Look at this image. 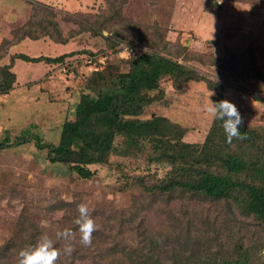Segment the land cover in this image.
<instances>
[{"label":"trees","instance_id":"trees-1","mask_svg":"<svg viewBox=\"0 0 264 264\" xmlns=\"http://www.w3.org/2000/svg\"><path fill=\"white\" fill-rule=\"evenodd\" d=\"M126 2L104 0L106 10L75 22L91 37L108 31L111 35L108 42L113 48L126 43L149 47L152 52L123 61V68L107 65L98 51L57 58L16 54L8 64H0V96L8 95L17 85V74L13 71L16 60L58 67L72 58L104 59L103 64L95 61L99 70L86 76V94L81 92L74 116L64 123L60 142L44 144L36 138L40 150L47 151L51 164L67 165L84 180L94 177L91 166L107 165L114 156L142 157L149 164L170 169L156 184L146 185L143 179H138L144 189L139 196L142 200L138 207V201L134 200L128 215L112 207H102L93 213L98 230L90 247L79 241L74 223L79 214L77 208H72L73 203L54 205L53 213L62 216L52 220L49 228L38 226L29 216L8 219L7 239L0 240V264H18L19 252L34 247L43 235H48L62 249L64 242L56 240L55 234L64 229L76 233L72 242L74 251L70 256L62 255L58 264H264L256 259L253 246L263 243L258 240L261 237L256 230H264V127H252L243 120L240 131L246 132L247 138L233 139L229 144L223 122L213 120L205 142L197 145L186 143L187 130L166 117L141 119L148 107L165 98L167 87L163 88V83H174L177 75L187 82L205 83L213 93V102L224 100L225 87L179 64L174 47L171 49L166 41L168 31L126 18L123 15ZM42 12L53 17L47 9L36 10L38 15ZM43 22H35L28 32L29 27L22 28V42L38 41L41 36L33 28L46 31ZM49 26L60 32L54 20ZM43 36L51 38L48 33ZM54 41L69 43L61 35ZM249 59L252 62L249 76L264 79L253 63L252 52L247 51L241 63ZM6 141V138L0 141V150L9 148ZM153 207L151 217L160 221L157 232L147 225V216L138 219L140 212L149 213ZM223 207L231 215L237 213L236 218L227 221L216 215L214 221L205 217L206 212L216 214ZM246 220L256 221L257 226L248 229ZM204 227L208 228V234Z\"/></svg>","mask_w":264,"mask_h":264},{"label":"rangeland","instance_id":"rangeland-1","mask_svg":"<svg viewBox=\"0 0 264 264\" xmlns=\"http://www.w3.org/2000/svg\"><path fill=\"white\" fill-rule=\"evenodd\" d=\"M42 9H47L53 17L43 12L36 14V10ZM103 10H106L104 0H51L48 3L39 0H0V64L6 58L11 59L12 47L22 42L24 32L21 29L27 26L28 32L35 22L42 20L46 31L33 28L41 36L38 40L41 42L25 45L19 51L28 55H39L40 52L46 56L57 55L59 49H65V46L57 45L54 41L61 35L69 39L66 47L70 53L98 51L110 66L123 68V61L152 52L149 47L126 43L113 48L108 42L111 36L108 31H103L102 36L91 37L75 22L91 14L99 15ZM123 15L136 23L157 25L167 30L166 41L171 49L174 47L178 55L177 62L209 80L223 84L224 100L236 105L245 124L264 127V101L260 99L264 98V79L249 76L250 59L241 63L245 53L250 51L254 54L253 63L264 74L262 0H127ZM53 20L60 27V35L49 26ZM46 21L49 23L46 24ZM45 33L54 40L43 36ZM123 45L136 48L135 54L130 56L125 53ZM95 57V61H98L99 57ZM25 66L24 62L20 63L18 71L21 76L32 80L45 77L46 73L42 69L46 66L44 63L39 62L29 68ZM56 70L61 76L80 81L90 75L85 71L73 70L65 76L58 67ZM30 85L32 88L26 93L27 99L23 93L0 99V141L6 138L9 145V148L0 150V240L8 236L10 226L5 222L18 216H29L38 226L49 228L52 220L62 216L52 211L54 205L61 202L63 205L73 203V209L85 203L92 217L102 207H112L128 215L134 200L138 201L137 207L140 206L142 199L139 196L144 189L138 179H143L146 185L156 184L170 168L149 164L142 157L123 159L114 156L107 165L91 166L94 177L84 180L67 165L51 164L47 159V151L40 150L35 139L38 138L44 144H58L64 131L63 124L74 116V111L70 113L69 108L61 104L62 100L66 104L69 97L64 100L58 93L45 90L39 82H31ZM77 87V93L86 90L82 82ZM162 87H167L165 98L148 107L141 119L166 117L187 130L184 138L186 143L202 145L213 123L202 108L213 93L205 83L187 82L178 75L174 83L166 81ZM210 99L213 101V95ZM50 105L54 106L50 109ZM23 106L25 109H21ZM153 210L154 207L149 213L140 212L138 219L147 216V225L157 232L160 230V221L151 217ZM216 215L231 221L237 213L231 215L225 207L216 214L209 211L205 213V217L214 221ZM245 222L248 229L257 226L254 220ZM204 230L208 234V228L204 227ZM256 231L261 237L258 240L263 241L260 245H253L256 247V259L264 262V230Z\"/></svg>","mask_w":264,"mask_h":264},{"label":"clouds","instance_id":"clouds-1","mask_svg":"<svg viewBox=\"0 0 264 264\" xmlns=\"http://www.w3.org/2000/svg\"><path fill=\"white\" fill-rule=\"evenodd\" d=\"M210 97L202 111L207 114L208 118L223 122L222 127L226 133V142L231 144L233 139H246V132L241 133L240 131L243 118L236 105L226 99L213 102ZM77 211L79 215L74 223L77 225L80 234L79 241L84 247H90L93 243V234L98 230V225L87 204H79ZM55 235L56 240L64 242L62 249L57 247L56 242L48 235H43L34 247L22 249L19 252L18 264H58L62 255L70 256L74 251L72 242L76 239V233L71 229H64L56 232Z\"/></svg>","mask_w":264,"mask_h":264},{"label":"crops","instance_id":"crops-1","mask_svg":"<svg viewBox=\"0 0 264 264\" xmlns=\"http://www.w3.org/2000/svg\"><path fill=\"white\" fill-rule=\"evenodd\" d=\"M39 1L48 3L51 0H39ZM77 5H79L78 2H77ZM38 42H41V41H23V42L15 45L14 47H12V49L10 51V55L14 56L16 54H24V55L30 56L31 58H39V57H42V56L43 57H49V58H57L59 56H63L65 54L70 53V49L66 47L67 45H69V43L66 44V45H63V46H65V49H62V48L59 49L60 51H58L57 55L48 54L46 56V55H43L42 52H40L39 55H28V54H26V53H24L22 51H19L21 49V47H24L25 45H32V44H35V43H38ZM44 43L48 44V46H50V47H53L48 42H44ZM35 45H37V44H35ZM57 45H62V44H57ZM70 47H71V44H70ZM9 62H10V59L6 58L4 60V62H3V64H8ZM22 62L25 63V65H26L25 67L26 68H29L33 64H36V63H28V62H25V61H22V60H16V62L14 64L13 71L17 74V85L15 86V89L10 94L5 95L3 97L0 96V99L9 97V95H11V94L18 95V94H22L23 93L22 95H26V93L29 92V90L32 88V87H30L31 86L30 83L31 82H39V85H41V87L44 86L45 90L49 89V90H51L50 92H52V93L54 92V94L58 93V96L59 97L60 96L63 97L64 100H66V97H69V99L67 100L66 104L64 103L63 100L61 101V104L64 107L67 106V108H69V112L70 113H72L75 110V106L77 105L79 96L81 94V93H77V89H78L77 86L79 85L80 82H82L84 84L86 77H84L83 78L84 80H81V81H80V79H73V77H64V76H61L58 73V71L56 70L57 65H55V64H47L45 62H40V63H42V64L44 63L46 65L45 67L42 68L45 71L44 73H46L44 75L45 77L33 78V80H32V78H30V77L28 78V77H24V76L20 75V72L18 71V68L20 66V63H22ZM53 69L56 72H54ZM64 78H67V79L65 80ZM74 84L77 85V86H75ZM32 85H34V84H32ZM82 93L86 94V90L83 91ZM47 95H49V94L47 93ZM25 99H27V95H26ZM61 104H59V105H61ZM51 106H54V105H50V107H49L50 109H51ZM21 109H25L24 106Z\"/></svg>","mask_w":264,"mask_h":264},{"label":"built area","instance_id":"built-area-1","mask_svg":"<svg viewBox=\"0 0 264 264\" xmlns=\"http://www.w3.org/2000/svg\"><path fill=\"white\" fill-rule=\"evenodd\" d=\"M123 50L128 55H134L136 48L132 46L123 45ZM96 57H81V58H72L68 61H66L64 64H61L58 66L59 72L62 75L68 76V74L71 73V71H85L87 74H91L93 72H97L99 70V67L97 66L95 62ZM98 62L100 64L104 63V60L101 58H98ZM82 73V72H81Z\"/></svg>","mask_w":264,"mask_h":264}]
</instances>
